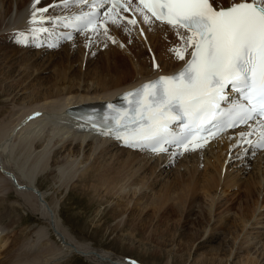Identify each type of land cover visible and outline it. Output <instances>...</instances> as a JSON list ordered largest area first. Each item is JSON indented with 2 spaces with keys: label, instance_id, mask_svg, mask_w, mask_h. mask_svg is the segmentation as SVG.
I'll return each mask as SVG.
<instances>
[{
  "label": "bare ground",
  "instance_id": "obj_1",
  "mask_svg": "<svg viewBox=\"0 0 264 264\" xmlns=\"http://www.w3.org/2000/svg\"><path fill=\"white\" fill-rule=\"evenodd\" d=\"M43 1L45 0H41L40 4L35 5V7L43 6ZM228 1L230 3L233 0H227V2ZM223 2L224 0H219V4L221 6L225 5ZM27 3H30V5L28 7L25 6L26 9L24 8V12L17 9V12H20L15 17L17 20L15 22H8V29L14 30L19 27L27 26L30 23L34 0H28ZM3 4L4 0H0V26L5 21L4 18H6L7 14L11 10L10 7L3 9ZM108 27V34L114 37L117 43H113L105 35L102 36L103 33L98 35L91 32L90 34L87 33V36L85 33L81 34L78 39L65 44L66 46L64 45V47L66 49L70 45L75 46L74 44L77 40H81V38H85V41H81L84 45L76 43L79 45L77 48L78 51L75 47L72 48L71 46L70 48L73 50L66 51V55L61 57V60L68 62L67 66L64 65V67L61 68L56 65L55 67H58V73H55L53 76L45 77L40 73L45 70V66L49 65H47L46 62L56 61V59H54L51 55L46 56V58H44V56L42 57V55H45V52L41 50H37V52H34L33 55L24 53L21 59L25 62H29L32 59H34V61H38L36 58L42 59L39 60L40 63H34V61H31L30 63L32 66L36 67L34 71H36L37 74L34 77L30 74L31 65H28L24 68V71H19V74H17L18 76H21L17 79L14 78L8 86L3 84L1 85L2 81H7L14 76V71L17 69L14 67V62L8 66L9 68L6 67L7 70L6 68L3 69L5 64L3 66L0 65V96H6V99L11 98V101L16 103V105L26 107V109L19 114L10 112V116L8 118L6 117V119L0 121V164L1 162L2 164H7V166L3 165L5 168L10 165L14 170L13 175H16L15 177L18 179V182H24L25 184H29L31 186L26 185L27 188H23L25 190L21 188V190L18 189V193L25 203L32 206V208L41 211L42 214H44L43 216L45 219L46 213L49 214L48 212L51 210L46 204V206H42V203L40 204L39 200L36 198L35 192L32 189V185L36 186L34 183L37 184L36 180L39 178L38 176L43 174L48 166H52L49 165V162H51L50 158H52V162L58 166L57 177L59 181L68 186V184L74 179L75 175H77L78 170L83 167L79 166L80 168L77 169V164L87 165L92 158L91 156L93 155V151H97L91 148V152L87 154L85 152V148L88 145H90V147L93 146V143L100 147L103 145L104 149H98L100 153H97V155L94 156L93 162L88 164L85 168L86 171H81L77 181H80V188H82L81 190L86 194L93 193L104 198L106 197V199L114 198L116 195H118L117 198L126 197L128 193H131L126 190L127 186L135 185L136 187L141 186V188H143L148 184V187L154 188L155 183L165 174L164 172L170 170L171 168L173 169L170 165L172 161H175V167L177 169L184 167L186 173H182L178 170L174 178H169L168 180L163 181L162 187L155 191L153 195L154 198H142L141 195H146V193L141 192L140 196L137 197L136 202L134 203L135 206L138 205L141 207L138 213V218L134 219V217H132L133 220H135L134 223H132L134 231H137L139 227L143 229L142 227L147 224V221L145 222L144 218L140 215L142 212L147 210L148 207H153L154 216L160 217H158L159 220L156 226L154 225L155 227L150 230L148 234L149 239L154 237L151 236L154 234L153 231H160V239L173 235L172 242L174 243L176 236L175 229L178 228L181 221L184 224L187 217L195 215L198 218V223L194 221L195 225H201L200 228L202 226L205 228L206 224L213 218L214 213L215 217L219 221V224H217V226L212 225V230L209 235H207L208 238L206 239L209 240L210 238H213L215 230L222 231L227 226L229 235H232L233 244L236 243L240 234L247 227V224L253 221L252 219H256V221L254 223L252 222V224L257 225L262 223L259 221V218H261L264 214L263 212L257 214V209L259 208L261 210V208L264 207V201L262 198V196H264V151L260 152L253 162H250V160L242 154V148L236 147L235 145L236 138L239 137L238 133L243 129L229 132L220 139L212 142L207 148L188 153L181 159H178L176 158V155H178L176 152L152 154L151 152H137L128 148H117L114 142H111L110 139L108 140L107 137L103 136L104 134L102 131L95 128L93 130H88L87 126H85L82 121L76 119L77 117L73 118L70 115L68 110L73 105L91 102L94 100L112 99L119 95L123 90L137 86L144 80L150 79L160 72H172L176 70L182 63V61H178L174 54L169 51V49H171L174 45L180 44V41L168 25L156 23L150 27L148 24L142 22L141 17L138 23V31H135L132 25H128L124 22H120L119 26L113 25L109 22ZM1 28L2 27H0V29ZM125 29L129 30L126 31ZM17 45L18 44L14 46H16L19 50L24 49V52H26L25 50H30ZM101 46L103 47V50H99V47L101 49ZM145 46L148 51L153 53V57L155 56L158 58L154 57L155 60L157 59L156 61L160 62L158 69L154 72L147 70L146 65L144 64L145 60L143 61L140 58L143 53L145 55ZM86 47H88V49H86ZM121 49L129 52V56L134 57L136 61L135 69H137V71L139 70L141 73L139 78L129 80L127 79L128 76L126 73L121 71L119 59L125 58ZM74 51L75 53H73ZM9 52L10 50L8 47H0V56H2L0 58L2 61L8 60V57H11ZM98 56L101 59L100 61L104 64L101 63L102 65H98L100 68H95L93 71L90 67L94 63H98L96 60V57ZM68 59H70V61ZM78 60H83V64L84 62L86 64L83 76L82 70L77 71L76 69L73 71L74 68H72L73 62ZM112 60L114 61L113 64L111 62ZM43 61L45 63H43ZM83 64L81 63L80 69H82ZM103 66H105V68H103ZM127 73L129 72L127 71ZM67 74H70V76ZM29 78H32L30 82H33H29L27 85L23 86L24 81ZM22 89H25L26 91L24 90L25 92H20H24L26 95L22 93V95L25 96L18 97L17 95L16 97V94H18L19 90ZM16 90L18 92L13 95ZM25 99H29V101L25 103ZM21 109H23V107ZM4 110L1 112H4ZM35 111L39 112L38 117L33 115V112ZM7 113L9 114V112ZM82 126L85 127V130L79 131ZM40 132L46 133H43L46 135V140L42 139L43 135ZM60 135H62L63 138H65V135L72 137V139L67 138L63 143H61L59 148L61 150L56 149L58 155L59 153L62 154L61 151L69 152V157L66 156V158L62 160L58 159L56 152H54L55 154L52 157V149L50 147L52 139H56L55 137H60ZM91 136L95 138L101 136V138L104 137V140L95 139L92 142ZM233 137L235 138L233 139ZM75 140H77V142ZM58 142H54V145L58 144ZM113 146L117 149V151L115 149V153L112 152L114 149H110ZM77 147L79 148L77 149ZM81 151L83 152L82 159L80 157ZM109 152H111L110 156L107 154ZM106 155H108L109 158L113 157L114 160L105 158ZM79 158L80 160H78ZM231 160L232 162L235 160L238 162L240 160L239 162L241 163H239L238 167L236 165L237 163L234 164L237 169L239 167L243 168V166H246L245 168H247L249 166L247 169L248 171L251 170L250 175L249 172H247L249 176H244L242 174L245 173L244 168L239 169L242 173L240 171H235L236 173L231 172V170H233V168L230 169L231 164L229 161ZM1 165L0 193H6L8 189L10 192L12 190L10 188H13V186L11 187V180L13 182L15 180L12 179V177L10 178V174L8 175L9 172L7 174L3 172ZM252 169L256 171H253ZM239 173H241L245 178V181L242 180V183H245L244 188H242V183L240 181L243 177L238 176ZM152 177L153 179H151ZM75 180L76 179H74V182ZM129 181L130 183H128ZM20 185L21 184H19V187ZM75 185L76 187L79 186L76 182ZM233 186H238V191L241 188L245 189V193L236 194L234 198H228L225 203H222L220 196L223 197V195H226L227 197V195L229 196L230 194H233L231 192L232 190L235 191V189L232 188ZM137 190V188H134L132 194L136 195ZM198 190H203L204 193H206V199H203L201 196H197L196 192ZM220 191L222 193L219 195ZM241 195H243V200L239 202L242 198L239 200L236 199L237 196L240 198ZM258 195H261L262 199H260ZM173 196L175 197L174 199L176 200V203H167L168 200L173 198ZM7 197L5 196V198ZM151 198L152 200L150 201ZM223 198H225V196ZM45 200L49 201L47 199ZM54 201L55 198H52V201L50 200V202H48L51 209H53L52 204ZM128 202L131 203V200L126 202L122 200L118 203V206L122 209L116 213V217H119L123 214V212L129 210L128 207L131 204ZM237 202L239 203L238 207L240 209V214L237 211V214L234 219L231 220V223L225 224V219L230 220V218L225 212H220L221 208L226 205V210L230 211L231 209H234ZM216 203L217 205H214ZM58 207L60 206L58 205ZM218 212L220 213L218 214ZM59 215L63 221L67 222L62 208ZM140 218L143 219L139 221L138 219ZM106 219L109 220V218ZM1 221H3V219ZM1 221L0 223H3ZM200 228H195V230L187 233L185 231H183L184 233L182 232V234L179 233L181 235L180 245H183V248L186 249V253L181 256L190 254L191 250L194 248V244L202 237L203 233ZM1 229L3 228L0 227V234L2 231ZM35 233H37L36 239H31L32 237L29 235L30 233L23 238L19 237L20 239H13L15 242L13 243L12 241L13 248L10 249L6 259L0 261V264H59L61 259L67 256L65 254L66 251L63 248L46 240L48 233L45 231V228L39 229ZM4 234L0 236V249L3 248L7 251L9 248L7 245L10 239L8 234ZM226 239L227 238H225V240ZM83 244H81V246L84 247L83 251L84 249L87 251L88 247ZM200 244L202 243L200 242L197 247H199ZM81 246L79 245L78 247L81 248ZM230 248L231 249L229 250H212L211 254L214 256V259L219 261L218 264H228V259L233 255V252L234 254H237L241 251V247H237L236 252L234 251V247ZM246 255L247 257L243 259L245 264L258 263V258L253 257L252 253L250 254L249 252ZM202 259L201 264H206L208 260L207 256ZM184 260L185 258H183L180 262L184 263ZM198 264H200V262Z\"/></svg>",
  "mask_w": 264,
  "mask_h": 264
},
{
  "label": "snow or ice",
  "instance_id": "obj_2",
  "mask_svg": "<svg viewBox=\"0 0 264 264\" xmlns=\"http://www.w3.org/2000/svg\"><path fill=\"white\" fill-rule=\"evenodd\" d=\"M40 2L34 0L30 24L40 25L32 31L45 32L42 25L52 18L44 15L47 7H35ZM60 2L65 8L91 5L92 11L76 15L72 21L86 36L89 29L94 34L100 32L103 16V34L117 43L108 34L107 24L119 26L126 19L135 27L137 19L122 16L131 11L150 27L157 22L167 24L180 41L169 51L184 61V66L126 93L128 108L109 104L113 123L103 134L156 153L168 152L170 145L196 151L210 138L244 126L235 146L264 149V0H239L228 7L221 6L219 0ZM106 6L102 14L99 10ZM21 37L19 42L26 43L23 33ZM230 91L241 99L228 106ZM253 136L257 139H249Z\"/></svg>",
  "mask_w": 264,
  "mask_h": 264
},
{
  "label": "rangeland",
  "instance_id": "obj_3",
  "mask_svg": "<svg viewBox=\"0 0 264 264\" xmlns=\"http://www.w3.org/2000/svg\"><path fill=\"white\" fill-rule=\"evenodd\" d=\"M27 2H28V0H4V4L2 6V8L4 7L3 9L10 7L11 10L7 14L6 18H4L5 21L0 26V27H2L0 29V47H5V46L8 47V49L10 50L9 54H11L12 58L8 57L9 59L5 60L6 62L2 61L0 58V65L3 66L5 64L3 66V69L6 67L9 68L8 66L12 62H14L15 63L14 67H16V69L18 71L17 70L14 71V76H12L7 81H2L1 85L3 84V85L8 86L14 80V78L17 79L18 77L21 76V75H19V76L17 75V74H19V71L20 72L24 71L25 70L24 68L28 65H31L30 64L31 61H34V59L30 60L29 62L22 61L21 59H22L24 53L28 54V55H33L34 52L35 53L37 52V50H35V51L25 50L26 52H24V49L23 50L20 49L21 50L20 51L16 46H14L16 44L5 43L3 45L2 41H1L3 33H5L7 31L6 29H8V27H7L8 22H10V21L15 22L17 20V19H15V17L18 15V13H20L19 11L17 12V9H20L21 12H24V8L26 9V7H28L30 5V3H27ZM81 41H85V38H81V40L80 39L77 40L76 43L83 44V42L81 43ZM76 43L74 44L75 46L70 45L66 49L63 46L61 49H59L57 51L48 52L49 54L45 53V55H42V57L44 56V58H46V56H48V55H51V56H53L54 59H56V61L46 62V64L47 65L49 64V65L45 66V70L40 72L41 75H44L45 77L53 76L55 73H58V67H55L56 65H58L61 68L64 67V65L67 66L68 62L61 60V57H64V55H66V51L73 50L70 48L71 46H72V48L75 47V49H77L79 45ZM17 46H19V45H17ZM68 48H70V49H68ZM86 49H88V47H86ZM99 50H103L102 47H101V49L99 48ZM144 50L146 51L145 55L143 53V55H142L143 57L141 56L140 58L143 61L145 60L144 64L146 65V69L154 72L156 69H158V67H156V65H160V62L156 61L158 58L154 56L155 58H157L155 60V58L153 57V53L151 51H148L146 46L144 47ZM77 51H78V49H77ZM121 52L123 53V55H125V58L119 59V62L121 64V71H124L126 73V75L128 76L127 79H129V80H135V79L139 78L141 76V73L139 70L137 71V69H135L136 68V61H135L134 57L129 56V52H126L123 49H121ZM73 53H75V51ZM71 54H72V52H71ZM0 57H2V56H0ZM98 57H96L97 59L92 58V59H96L98 62V63H94L90 67L91 70H93V71L95 68L98 69L100 64L103 63L102 61H100L101 60L100 57L98 60ZM36 59L38 61H34V63H40L39 60H42L40 58H36ZM68 60L70 61V59H68ZM111 62H112V64L114 63L113 60ZM43 63H45V62L43 61ZM81 63L83 64V60H78V61L73 62V67H72V68H74L73 71L77 69V71L82 70V73H83V71H85V69H86V67H85L86 64L84 62V64H83L84 66L82 65V69H80ZM7 68H6V70H7ZM35 68L36 67H34L32 65L30 67V74H32L33 77L37 74V72L34 71ZM103 68H105V66H103ZM127 71L129 73H127ZM67 75L70 76V74H67ZM83 75H84V73L82 74V76ZM31 79L32 78L26 79L25 80L26 82L24 81L23 86L27 85L31 81ZM32 82H30V83H32ZM24 90L23 89L19 90L20 95L18 93V94H16V97H17V95H18V97L25 96L26 93H24V92L26 90L25 91ZM20 91H24V92H20ZM17 92H18L17 90L14 91L13 95ZM22 93L25 95H22ZM25 100H26L25 103H27L29 101V99H25ZM22 107H23V109H21ZM24 109H26L25 106L16 105V103L11 101V98L6 99V96L5 97L0 96V112L4 110V112H1L3 114L0 113V116H1L0 121L3 119H6V117L8 118L10 116V112H14L16 114H19V113L23 112ZM7 112H9V114ZM40 133L43 135L42 139L46 140V135H45L46 133L45 132H43L45 134H43L42 132H40ZM55 138L56 139H52V142L50 145V147L52 149V157L55 154L54 152L57 153V150L60 148L61 143H63L67 138L72 139L71 136H66V135H65V138H63L62 135H60V137L57 136ZM60 138H62V139H60ZM91 139L93 142L95 139L104 140V137L101 138V136H99V137L95 138V137L91 136ZM75 141L77 142V140H75ZM54 142H56V143L58 142V144L54 145ZM92 145L93 146H91V147H90V145H88L85 148V152L87 154L89 152H91V150H90L91 148L97 150V151H93V155L91 156L92 158L88 164L93 162L94 156H96L97 153L98 154L100 153L99 150L104 149L103 145H101V147L96 146L94 143ZM78 148L79 147H77V149ZM117 148H119V147L117 146ZM110 149L111 150L114 149L112 151L114 153L117 151V149L114 146L111 147ZM115 149H116V151H115ZM59 150H61V149H59ZM61 152H62V154L59 153V155L57 153L59 160L66 158V156L69 157L68 151H66V152L61 151ZM110 153L111 152H109L107 154L110 156ZM108 155H106L105 158L114 160L113 157L109 158ZM80 157H81V159L83 158V152L82 151H81ZM54 159H55V157H54ZM50 160H51V162H49V165H52V166H48L46 171L43 174L38 176L39 178L36 180L37 184L34 183L36 186L32 185V189L35 192L36 198H37V200H39L40 204L42 203V206H44L46 204L47 207H49V209L51 210V211L49 210L50 211V212H48L49 214L46 213L45 219L43 216L44 214H42L41 211H38L35 208H32V206H29L27 203H25L24 200L22 199V197L18 193L19 192L18 189L27 188V186L29 184H25L24 182L23 183L18 182V179L15 177L16 175H13L14 170L11 168L10 165L7 168H5L3 165L7 166V164H5V163L2 164V162H1L2 165L0 164L3 172H5L6 174L9 172L8 175L10 174L9 175L10 178L12 177V179L15 180L14 182L11 180V183H12L11 187L13 186V188H10V189H12L10 192L8 191L9 190L8 189L6 193H0V203H2V204H0V221L3 219V221H1L3 223H0V227L3 228V229H1L2 231H1L0 236L5 233V235H7V234L9 235V239H10L9 243L7 245L9 247L7 249V251L3 248L0 249V253H1L0 254V261L6 259L10 249L13 248L12 245H13V243H15L13 241V239L17 240V239L23 238L24 236L28 235L29 233H30L29 235H31V237H32L31 239H36L37 233H35V232H37V230H39V229L45 228V231L48 233L46 236V240L55 243L58 247H61L66 251L65 254L67 256H65L63 259H61L59 264L60 263L61 264H125V263L126 264H177V263L178 264H198L199 262L201 264V260H203L202 258H204L205 256H207V258H208L206 264H218L219 261L217 259H214V256H212V254H211L212 250H216V249L229 250V249H231L230 247H234L235 252H236L237 247H241V251H239L237 254L236 253L234 254V252H233V255L228 259L229 260L228 264H245V261H243V259L245 257H247L246 254L249 252H250V254L252 253L253 257L258 258L257 264H264V224H263L264 223V214L261 216V218H259L260 219L259 221H261L262 223H259L257 225L252 224V222L254 223L256 221V219H252L253 221L248 223L245 230L240 234V236L238 238L239 241L237 240L236 243H234V244L232 242V235L231 234H230L231 236L229 235L227 226L223 230L221 229L222 231L215 230V234H214L213 238H210L209 240L206 239V238H208L207 235H209L210 231L212 230V228H211L212 225L217 226V224H219V221L215 217L214 213H213V218L210 220V222H208L206 224L205 228L202 226L201 227L202 229L200 228L201 225H197V226L195 225V222L198 223V218L195 215H193L191 217H187L186 221L183 220L184 224L181 221V224L178 226V228L175 229L176 236H175V242L174 243L172 242L173 235L168 236V237H164V239H160L161 238L159 236L160 231H153L154 234L151 236L152 237L154 236V237L149 239L148 234H149L150 230L156 226V224L159 220L158 217H160V216H158V217L154 216L153 207H150V208L148 207L147 210L142 212L140 215L141 217L144 218L145 222L147 221L148 225L145 224V226L142 227L143 229H141V227H139V228L137 227L138 230L134 231L132 223H134L135 220H133L132 217H134V219L138 218V216H139L138 213H139V210L141 209L140 206H138V205L135 206V204H134L136 202L137 197H139L141 192H143V193H146V195H141L142 198H145V197H153L154 198L153 195H154L155 191L159 190L162 187L163 181H166L169 178H174L175 174L178 170H180V172H182V173H186V170L184 169V167H180L177 169L176 167L174 168V166H173V169L171 168L170 170L165 171L164 172L165 174L162 176V178L159 179L155 183L154 188L148 187V184L143 188H141V186L136 187L135 185L127 186L126 190H128V192L130 191L131 193H128V195L126 197H124V198L118 197L117 198L118 195H116L114 198L106 199V197L104 198V197H101V196L93 194V193L92 194L91 193L86 194L85 192H83L81 190L82 189V188H80L81 184H79L80 181H77V179H79V175L81 174V171L82 172L86 171L85 168L88 166V164L87 165L77 164V167H76L77 169L83 166L82 168H80L78 170L77 175H75V177H74V179H76L75 182L78 183L79 186L76 187L74 179L68 184V186H66V184H62L57 177L58 166H56L52 162V158H50ZM78 160H80V158ZM239 161L238 162L236 160L233 162H232V160L229 161V163L231 164L230 169L233 168V170H231V172L236 173L235 171H237V172L240 171L239 169L242 167H239L237 169L239 163H241ZM235 163H237L236 164L237 167H235V165H234ZM225 165H226V163H225ZM245 167L246 166H243V168L245 169L244 170L245 173H242V171H240V172L244 176H246V175L249 176L251 173V170L248 171L247 168L249 166L247 168H245ZM6 169H7V171H6ZM252 170L256 171L254 169H252ZM247 172H249V175L247 174ZM241 173H239L238 176L243 177L241 180L239 179L242 183V180H244L245 178ZM151 179H153V177ZM128 183H130V181ZM19 184H21L20 187H19ZM37 185H38V187H37ZM241 186H242V188H244L245 183H242ZM134 188L138 189L136 195L132 194V192L134 191ZM232 188H234L236 192L234 190H232L231 192L233 194H230L229 196L227 195V197H226V195H223V197L225 196V198L220 196V199H222L221 200L222 203H225L228 200V198H230V199L232 197L234 198L236 196V194L238 195L239 193H241V194L245 193V189H242V188L238 191V186H233ZM23 190H25V189H23ZM177 192H179V191H177ZM221 193L222 192L220 191L219 195ZM42 194L44 195V198H43ZM196 194H197V196L203 197V199H206V197H207V196H205L206 193H204L203 190H198L196 192ZM5 196L6 197L8 196V197L5 198ZM95 196H96V198H95ZM258 197L260 199L263 198V201H264V196H262V198H261V195H258ZM52 198H55V201L52 204L53 209L50 208V205L48 203V202H50V200L52 201ZM174 198L175 197L173 196V198L168 200L167 203H169V204L176 203V200ZM45 199H47L49 201H46ZM239 199H241V200H239ZM122 200L124 202L131 200V203L128 202L131 205L128 207L129 208L128 211H125L119 217H116V215H117L116 213L121 211V209H122L118 206V203L121 202ZM151 200H152V198L150 199V201ZM236 200H239V202L242 201L243 195H241L240 198L237 196ZM55 202H57V203H55ZM211 202H212V200H211ZM230 202H231V200H230ZM238 204L239 203L237 202L235 204L234 209H231L230 211L226 210V205L221 208L220 212H225L226 215L230 218V220L225 219V224L231 223V220L234 219V217L237 214V211L240 214V209L238 207ZM58 205L62 208L65 220L67 222L63 221V219L60 218L59 214H60L61 208L58 207ZM214 205H217V203ZM214 209H213V212H214ZM220 212H218V214ZM261 212L264 213V207H262L261 210L259 208L257 209V214H259ZM47 217H48V219H47ZM106 218H109V220H107ZM143 218H140L138 220L140 221ZM119 223H120V225L118 226ZM135 223H138V222H135ZM222 224H224V223H222ZM193 225H195V226H193ZM198 227L200 228V230L203 233L202 237L194 244V246H193L194 248L191 250L190 254H188V255L186 254L185 256L184 255L181 256L182 254L186 253V249L183 248V245L182 246L180 245V237H181L180 234H182L183 231H185L187 233V232H190L192 230H195V228L198 229ZM134 232H136V233H134ZM69 234H70V236H69ZM225 238H227V239L225 240ZM250 240H252V241H250ZM12 241H13V243H12ZM240 241H241V243H240ZM200 242L202 244H200L199 247H197ZM238 242L240 243V246H239ZM81 244L88 247L87 251H86V249H84V251H83L84 247L81 246ZM241 244H243V245H241ZM79 245L81 246V248L78 247ZM70 248H73V249H70ZM86 254L87 255L89 254L90 256L89 255L87 256ZM183 258H185L184 263L180 262L181 260H183Z\"/></svg>",
  "mask_w": 264,
  "mask_h": 264
}]
</instances>
